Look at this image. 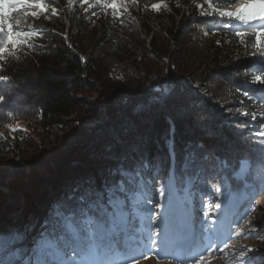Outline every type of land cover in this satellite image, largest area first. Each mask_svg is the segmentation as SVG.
Segmentation results:
<instances>
[{
	"label": "trees",
	"instance_id": "obj_1",
	"mask_svg": "<svg viewBox=\"0 0 264 264\" xmlns=\"http://www.w3.org/2000/svg\"><path fill=\"white\" fill-rule=\"evenodd\" d=\"M160 2L107 0L105 6L104 0H44L46 11L22 8L10 17L16 31L33 36L31 45L0 59V75L9 77L0 82V129L24 121L28 128L0 134V143L8 142V153L18 155L49 138L74 140L70 169L75 174L50 201L45 193L27 191L37 177L34 172L26 183L8 185V192L0 189V235L18 233L30 245L84 181L102 188L119 178V173L113 176L118 168L130 171L139 161L144 167L132 179L144 182L141 191L147 199L153 200L158 187L174 177H179L177 194L186 189L192 195L209 193L219 177L228 181L230 193L244 190L252 199L262 192L264 138H255L225 115L238 110L241 98L256 105L261 97L232 87L223 77L220 81L228 86L224 97L213 95L219 73L203 78L195 71L201 62L222 66L238 56L228 39V17L214 13L206 0H163L166 7L154 11L152 5ZM7 7L2 0L0 22ZM32 11L39 12L30 15L32 26L14 22L19 12ZM5 38L0 35V45ZM193 88L205 91L204 98ZM64 156L52 159L62 162L69 155ZM19 205L24 224L14 221ZM146 224L138 218V228ZM147 236L143 229L129 247L117 245L112 261L136 258V246ZM255 255L247 254V264H264V254L257 262Z\"/></svg>",
	"mask_w": 264,
	"mask_h": 264
},
{
	"label": "rangeland",
	"instance_id": "obj_2",
	"mask_svg": "<svg viewBox=\"0 0 264 264\" xmlns=\"http://www.w3.org/2000/svg\"><path fill=\"white\" fill-rule=\"evenodd\" d=\"M1 1L2 0H0V2ZM132 1L139 4L145 1L148 2L149 0ZM180 1L193 4L196 0ZM216 1L217 0H213V3L217 8L223 11L232 10L229 5L233 0H218L217 3ZM259 3L260 0H251L250 6L257 7ZM14 22H17L22 27H30L33 25L28 12H19ZM253 23L256 24L257 27L264 25V21H255ZM226 26V30H228L227 34L229 35L228 39L231 42V50L238 56L224 62L222 66L213 65V63H211L212 60H210V64H212L210 66L206 62H201L197 64L199 67L196 68L195 71L198 76H203V78L210 77L211 74L216 72L219 73V77L213 80L215 83H212V92L209 91L213 95L216 94L217 96L224 97L223 95H225L228 86L224 84L222 80L220 81L223 77L230 81L232 87H240L251 92L253 95L256 94L261 97L262 101H259L256 105H253L250 100L243 101L241 98V101H237L236 103L238 106L237 111L225 113L229 119H236L241 122L245 126L244 131H252L256 138L258 137L256 133L260 130H264V84L254 82V78L257 76L264 78V44L255 47L256 28L249 27L248 25L236 21L234 18H228ZM238 32H244L245 35L239 36L237 35ZM192 90L196 96L199 95L204 98L205 91L198 90L197 88H193ZM210 108L215 107L210 105ZM245 112L248 113V115H241V113ZM253 116H255V118H253ZM27 124L28 121L22 123L16 122L9 126L10 128L8 129H0V134L14 135L18 130H26L28 128ZM45 141L47 143L38 141V149L33 150L26 148L23 150L22 154L18 155L8 153V142L0 143V180H3V182H11L15 178L24 179L23 175L30 173L29 169L37 171L44 177L47 175L46 170L48 165L55 166L57 163V161H54L52 158H55L57 154L62 152L65 153V156L74 153V149L70 146V144L76 143L74 140L59 143V141H54V138H49ZM21 147L23 148V146ZM229 147L231 148L230 144ZM98 168L93 167L94 170ZM73 174H75L74 168L68 169L63 176L41 187L40 192L45 193L46 200L48 199V201H50L56 193L60 191L61 185L66 184L68 179L74 176ZM23 182H25V180ZM54 182L56 183V187L52 188L55 184ZM213 184L216 186H211L209 193L202 192L192 195L189 190L187 193L185 190L180 192V194L176 192L173 196L174 211L162 228L165 235L158 239L156 245L151 243L148 236L140 241L135 249L137 257L128 259L125 264H133V260H135V264H247V254L249 253L247 247L256 249V251L251 252L252 254H257L252 260L254 262L259 261L264 254V180L262 192L252 199H248L244 190L237 193H230L228 190L229 183L227 180L223 179V177L216 179ZM159 187L157 191H159ZM216 187L220 188V193L215 191ZM18 197L21 199V194L18 195ZM153 197V200L158 199V193L155 196L153 195ZM207 197L210 198L207 199ZM20 202H22V200ZM23 203L24 202H22L21 205ZM216 203L221 204L219 209L215 208ZM21 205L16 207L18 208L16 209L18 216L15 217L14 221L18 224L25 223L23 212H21ZM236 206H239V209L236 208ZM43 212L44 210L41 211L38 218L43 216ZM143 222L147 223L146 220ZM156 223L159 224L160 220H157ZM188 223L195 225L189 228V231L202 234H199L201 248L204 249L202 237H204L206 231V239L207 236H211V240L212 238H217L216 245L208 255L203 256V259H201L199 255L193 258L191 256L192 254L190 255L186 252V247L181 250L179 249L181 248L180 244L184 246L187 245V241L185 240L187 237H185V235H188V232L185 225H189ZM142 227L145 233L148 234L147 224ZM253 232H256V234L258 232L257 238L252 236ZM29 235L32 236L31 233H29ZM258 238H261L263 241L257 242ZM23 243L26 245L25 241H23ZM211 243L210 241L208 246H211ZM178 249V254L182 255L180 259V255L177 257L172 256V253H176ZM241 252L246 253L243 259L240 257ZM110 255L117 257L116 252L110 253ZM119 261H117L116 264H119ZM113 262L115 264L114 260Z\"/></svg>",
	"mask_w": 264,
	"mask_h": 264
},
{
	"label": "snow or ice",
	"instance_id": "obj_3",
	"mask_svg": "<svg viewBox=\"0 0 264 264\" xmlns=\"http://www.w3.org/2000/svg\"><path fill=\"white\" fill-rule=\"evenodd\" d=\"M83 2L87 3L88 0ZM96 2L100 3L101 0ZM104 3L108 6L107 0ZM206 3L221 17L234 18L256 28L255 47L264 44V25L257 27L253 23L264 21V0H260L257 7L250 6L251 0H233L229 5L232 10L229 11L213 7V0H206ZM7 4L5 19L0 22V35H6L0 45V59L10 54L15 55L21 47L31 45L33 33L26 30L16 31L18 25L10 19L13 13L22 8L46 11L44 0H7ZM111 7L115 9L116 4L112 3ZM164 7L166 5L163 0L152 5L154 11ZM197 7L203 8V5ZM39 12L32 11L30 15L35 17ZM237 35L244 36L245 33L238 32ZM8 80L9 77L0 75V82ZM254 82L264 84V78L257 76ZM2 100L3 97H0V101ZM256 134L264 138V130ZM261 142L264 143V139ZM143 167L144 162L139 161L130 171L118 168L113 176L116 177L119 173V178L105 183L99 189L94 182L84 181L61 202L62 211L50 217L46 230L30 245H25L18 233L0 235V264H114L110 253L115 252L117 245L121 248L129 247L137 239V233L143 230L138 228V218L140 221H147L149 240L156 245L158 239L165 235L162 231L163 225L174 211L173 196L178 191L175 180L179 177L170 178L160 185L158 199H147L141 191L144 182L137 184L132 179V174L138 176ZM191 183L189 180V186ZM185 191L187 193L188 190ZM215 191L220 193V188L216 187ZM220 207V203L215 204V208ZM157 220H160L159 224L156 223ZM247 251L254 252L256 249L250 248ZM245 255V252H241V259Z\"/></svg>",
	"mask_w": 264,
	"mask_h": 264
},
{
	"label": "water",
	"instance_id": "obj_4",
	"mask_svg": "<svg viewBox=\"0 0 264 264\" xmlns=\"http://www.w3.org/2000/svg\"><path fill=\"white\" fill-rule=\"evenodd\" d=\"M73 154V153H72ZM71 154V155H72ZM71 167V157L70 155L62 162L57 161L55 166L48 165V168L46 170L47 175L42 177V174L38 173L37 171L29 169L30 173L24 174V179H19L15 178L11 182H3V180H0V189L3 190L4 192H8V185L13 184V183H26L30 177L31 174L34 172V175L37 174V177L35 181L33 182L32 186H30L27 191L31 193H37L40 192V188L43 187L46 183L51 182L54 179H57L63 174H65L68 169ZM25 180V182H23ZM21 194V193H19Z\"/></svg>",
	"mask_w": 264,
	"mask_h": 264
},
{
	"label": "bare ground",
	"instance_id": "obj_5",
	"mask_svg": "<svg viewBox=\"0 0 264 264\" xmlns=\"http://www.w3.org/2000/svg\"><path fill=\"white\" fill-rule=\"evenodd\" d=\"M236 208H238L239 209V206H236ZM189 225H185V228L187 229V232H188V235L189 236H192V235H196L197 236V232H194V231H189V228H191V227H193V226H195V225H191V223H188ZM186 241H187V245L186 246H184V245H182V244H180L181 245V248H179L180 250L183 248H185L186 247V252L188 253V254H192L193 253V249H195L191 244H190V240H189V238L187 237L186 239H185ZM180 241V240H179ZM180 242H183V241H180ZM185 244V243H184ZM179 249L176 251V253H172V256H175V257H177V256H179V259L181 258V254H178V252H179ZM174 254H178V255H174Z\"/></svg>",
	"mask_w": 264,
	"mask_h": 264
}]
</instances>
